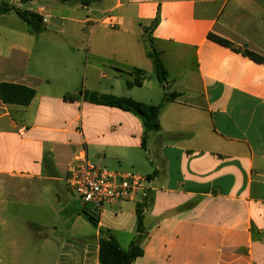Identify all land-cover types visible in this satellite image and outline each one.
<instances>
[{
	"label": "crops",
	"instance_id": "obj_1",
	"mask_svg": "<svg viewBox=\"0 0 264 264\" xmlns=\"http://www.w3.org/2000/svg\"><path fill=\"white\" fill-rule=\"evenodd\" d=\"M7 4L24 10L21 0ZM75 4V13L86 12L84 19L54 16L45 5L25 11L44 16V30L66 34L74 58L84 45L75 25L91 26L88 56L111 71V95L148 105L159 103L147 101L137 89L153 94L151 100L179 96L164 107L160 129L149 134L144 148L146 129L139 116L59 90L77 81L78 66L74 74L53 80L29 72L22 58L12 59L13 46L0 51V83L37 91L29 106L5 105L0 99V264H101L103 230L123 249L130 248L137 237V204L97 211L68 194L66 173L83 156L150 178L143 256L133 264H264V63L209 39L214 34L264 58V0ZM147 38L148 49L141 42ZM169 47L195 53L190 76L177 86L180 77L165 61ZM140 49L143 58H134ZM153 50L169 73L163 84L156 77L153 85L148 78L156 75ZM177 59L182 61V53ZM136 79L142 86L128 87ZM123 80L126 89L115 93ZM84 209L97 211V228ZM57 222L67 233L58 244Z\"/></svg>",
	"mask_w": 264,
	"mask_h": 264
},
{
	"label": "rangeland",
	"instance_id": "obj_2",
	"mask_svg": "<svg viewBox=\"0 0 264 264\" xmlns=\"http://www.w3.org/2000/svg\"><path fill=\"white\" fill-rule=\"evenodd\" d=\"M80 0H40L37 3H28L23 6L24 10H36L38 5H45L48 9L50 14L58 17H66V19L71 18H82L84 19L86 16V12L80 8L78 13L74 12V8L77 6L75 4ZM7 3L8 0H0V5L2 3ZM67 24L70 23V20L66 22ZM77 28L78 34L83 35L84 45L81 48L80 53L76 54V58L74 56L75 51L71 47L72 45L69 43L66 34L59 32V30H44L40 34L31 35L27 31V26L24 21H22L15 13L7 14L6 16H0V39H3L2 43H0V51L8 52L10 48L13 46V58H22L24 63L27 66V70L31 73L40 75V76H48L53 80H56L59 76H67L70 74H74L75 69L80 70L76 72L78 79L75 83L71 84L68 87L60 88V91H64L68 94H79L81 90L87 91H97L101 94H110V80L109 77H112V73L108 69H104L101 64H99L93 57L88 56V38L91 26L86 24L84 25H75ZM71 32V31H70ZM99 32H108L106 29H99ZM144 45V48L148 49L150 46V41L143 40L141 41ZM158 48V46H155ZM159 49V48H158ZM26 52V54H24ZM182 53L183 59L182 61H178L177 55ZM29 54V55H28ZM73 54V55H71ZM142 56L143 53L140 54L136 53L134 58ZM144 60L152 63L144 55ZM165 61L169 65L172 75H177L180 77L179 81L177 82L176 86L182 83L183 81L186 82L188 77L191 74V69L195 66V53L190 49H177L175 47H169L167 49V53L165 56ZM24 66V65H23ZM76 67V68H75ZM184 72L179 74L180 70ZM85 70L87 71V76L85 78ZM107 75V80L102 78V75ZM150 77L151 84L155 85L158 84L155 74H149L148 78ZM122 87L116 88L115 93H121L124 89H126V83L123 80L121 83ZM137 93L143 94L147 101H155L154 104L160 103V99L158 100H151L154 99V95L148 93L147 91L137 89L135 91ZM136 95V94H135ZM110 170H116L115 168H108ZM119 171V170H117ZM125 172H133L140 175L139 172L132 171V170H122ZM145 176V175H144ZM69 188V187H68ZM69 191L68 194L76 199L79 200V197L74 194L70 188L67 189ZM61 205H64V202H61ZM71 207H75V205H71ZM58 212V210H57ZM57 218L60 216L57 213ZM58 221V220H57ZM57 232H56V242L58 244L59 241H62L65 236L67 235L66 229L62 226V222H57ZM55 254H58V248H56ZM52 254L50 253V257Z\"/></svg>",
	"mask_w": 264,
	"mask_h": 264
},
{
	"label": "trees",
	"instance_id": "obj_3",
	"mask_svg": "<svg viewBox=\"0 0 264 264\" xmlns=\"http://www.w3.org/2000/svg\"><path fill=\"white\" fill-rule=\"evenodd\" d=\"M31 1L35 0H21L23 4L29 3ZM89 1L90 0H80L81 3H88ZM11 12H14L22 21L27 24V31L29 34H40L44 31L43 19L38 14L31 13L16 7H9V5L4 2L0 5V16ZM209 39L234 51L242 52L244 56L249 57L257 63H264V58L262 56L247 49L242 50L224 38L210 34ZM150 57L154 61L157 79L161 84L165 83L168 80L169 73L160 58V54L153 50L150 53ZM135 71L139 72L140 70ZM133 86H142V81L140 79H136L135 82L128 83V87ZM36 94L37 91L35 89L25 85L8 82L0 83V99L5 105L29 106L35 99ZM79 95L83 96V99L86 102L100 106L117 108L139 116L143 120L146 129L143 136L144 148H146V142L149 134L151 132H157L160 129V115L164 107L179 96L178 93L165 95L163 100L158 105H148L127 96L101 94L99 92L85 90H81ZM71 98L76 99L77 96ZM151 205V195L145 204L137 205V237L131 243L128 250H125L121 247L117 238L110 231H100L99 262L101 264H133L136 259L143 256L141 242L147 233L144 225V214ZM84 214L87 221L97 228L99 225V214L97 211H88L84 209Z\"/></svg>",
	"mask_w": 264,
	"mask_h": 264
},
{
	"label": "built area",
	"instance_id": "obj_4",
	"mask_svg": "<svg viewBox=\"0 0 264 264\" xmlns=\"http://www.w3.org/2000/svg\"><path fill=\"white\" fill-rule=\"evenodd\" d=\"M38 15L44 22V16ZM108 20L111 26L117 25L111 16H108ZM66 183L74 194L93 205L97 211L116 203L145 204L151 195L148 176L110 170L86 156L77 157L69 166Z\"/></svg>",
	"mask_w": 264,
	"mask_h": 264
}]
</instances>
